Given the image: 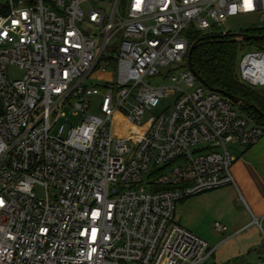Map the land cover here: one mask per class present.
<instances>
[{
	"label": "built area",
	"instance_id": "1",
	"mask_svg": "<svg viewBox=\"0 0 264 264\" xmlns=\"http://www.w3.org/2000/svg\"><path fill=\"white\" fill-rule=\"evenodd\" d=\"M249 14L263 20L264 0H10L0 9V264H206L214 248L176 220L177 204L235 183L229 144H255L264 125L189 69L188 28ZM176 62L185 68L162 71ZM237 73L264 93V49L243 50ZM96 75L106 84L87 83ZM170 89L168 109L143 119ZM120 111L137 128L121 138Z\"/></svg>",
	"mask_w": 264,
	"mask_h": 264
},
{
	"label": "crops",
	"instance_id": "2",
	"mask_svg": "<svg viewBox=\"0 0 264 264\" xmlns=\"http://www.w3.org/2000/svg\"><path fill=\"white\" fill-rule=\"evenodd\" d=\"M233 145L235 183L186 199L179 221L214 248L206 264H264V135L249 147Z\"/></svg>",
	"mask_w": 264,
	"mask_h": 264
},
{
	"label": "trees",
	"instance_id": "3",
	"mask_svg": "<svg viewBox=\"0 0 264 264\" xmlns=\"http://www.w3.org/2000/svg\"><path fill=\"white\" fill-rule=\"evenodd\" d=\"M245 32L263 34L264 29L251 28ZM195 41L198 43L192 55V63L196 73L211 87L245 98L250 103L256 104L264 113V93H260L242 83L237 73L239 57L244 45L253 47L260 40H236L229 34L201 35L199 31H195L194 34H189L190 45ZM238 106L243 114L257 124L264 125V116L257 110L244 104ZM160 189H164V187H160Z\"/></svg>",
	"mask_w": 264,
	"mask_h": 264
},
{
	"label": "rangeland",
	"instance_id": "4",
	"mask_svg": "<svg viewBox=\"0 0 264 264\" xmlns=\"http://www.w3.org/2000/svg\"><path fill=\"white\" fill-rule=\"evenodd\" d=\"M9 1L10 0H0V9L4 6H8ZM195 27H196V24L194 22L190 23L188 30L191 33V35L194 34V28ZM251 28L252 29H264V19L260 20L259 22L254 23V24L242 23V24H238V25L233 24L231 20H228L221 25H214L212 28H210L206 31H199V32L201 35H207V34H217V35L223 34V35H225V34H229L231 36V34L234 32H245ZM235 39L240 40L238 38H235ZM253 47L254 48H252V46L244 45L243 50H250V49H256V48L264 49V40L258 41L257 43L254 44ZM240 56H241V53H240ZM239 59H240V57H239ZM102 66H105V65L102 64ZM184 68L185 67H183L181 63L176 62V63L171 64L167 68L163 69L162 71L164 73H167L168 70L172 69L174 73H178L181 69H184ZM8 74L12 78H18V77L23 76V71L14 67V66H10L8 69ZM145 81L148 83H151L152 85H173V82L171 81V79L169 77H167V78L166 77L165 78L164 77H162V78L147 77L145 79ZM87 83L90 85H92V84L104 85V84H106V77L103 75H96V76H93V77L87 79ZM175 97H176L175 90L170 89L169 94L167 96L163 97V99L160 101V103L156 107H154L151 111L147 112L143 119H145L150 114L159 115V114L163 113L164 111H166L168 109L169 105L172 104ZM89 99L91 101L90 111L97 113L99 111L98 107H99V104L101 101V96L100 95H92ZM235 106L238 108L239 112L242 113L239 106L237 104H235ZM72 119L74 120L75 123H77L79 117H73L72 116ZM114 125H115V136L119 137V138L131 135L137 131L136 126L132 122L129 121V119L127 118L126 113L124 111H120L119 113L116 114V116L114 117ZM237 146H239V145H237ZM198 147H200V146H196L195 148H198ZM233 147H234V145L229 144L230 149ZM152 167H151V170H153ZM147 177H148V174H145V178H147ZM144 188L146 190H149V187H147L146 185H144ZM51 192H52V190H51ZM36 193L39 196H44V189L37 188ZM185 203H186V200L184 203L180 202L177 204L176 220L179 223H180V221H179L180 217L179 216L184 218V215L182 214V211L180 213V210H178V209H180V207L182 205H184ZM194 233L198 234L196 232H194ZM213 260H214L213 257L212 258L210 257L209 261H213ZM217 262H218V260H216V263ZM125 264H139V263H137V262H126Z\"/></svg>",
	"mask_w": 264,
	"mask_h": 264
},
{
	"label": "water",
	"instance_id": "5",
	"mask_svg": "<svg viewBox=\"0 0 264 264\" xmlns=\"http://www.w3.org/2000/svg\"><path fill=\"white\" fill-rule=\"evenodd\" d=\"M16 2H18L19 0H15ZM261 20V17L259 14H249V15H238V16H233L231 18V21L233 24H242V23H249V24H254L256 22H259ZM232 37L234 38H242V39H246V40H263L264 39V33L263 34H249L247 32H234L231 34ZM197 41L193 42L190 47H189V51H188V58H187V62H188V67L189 69L196 75V77L199 79L200 82H202L209 90L212 91H216L219 92L223 95H225L226 97H228L233 103L239 105V104H244V105H248L251 106L252 108H254L255 110H257L261 115L264 116V113L258 108V106L254 103H250L247 99L242 98L236 94H233L231 92H227L221 89H215L213 87H211L200 75H198L193 67V63H192V55L193 52L197 46Z\"/></svg>",
	"mask_w": 264,
	"mask_h": 264
},
{
	"label": "snow or ice",
	"instance_id": "6",
	"mask_svg": "<svg viewBox=\"0 0 264 264\" xmlns=\"http://www.w3.org/2000/svg\"><path fill=\"white\" fill-rule=\"evenodd\" d=\"M250 6V5H249Z\"/></svg>",
	"mask_w": 264,
	"mask_h": 264
}]
</instances>
